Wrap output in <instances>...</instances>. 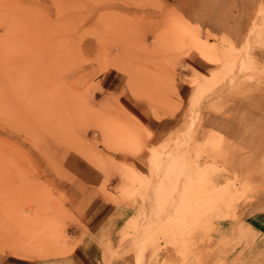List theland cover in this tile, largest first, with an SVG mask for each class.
<instances>
[{
	"label": "rangeland",
	"instance_id": "374dc122",
	"mask_svg": "<svg viewBox=\"0 0 264 264\" xmlns=\"http://www.w3.org/2000/svg\"><path fill=\"white\" fill-rule=\"evenodd\" d=\"M186 1L0 0V259L67 264L79 208L71 166L78 159L106 178L122 173L114 158L147 144L134 102L158 117L174 112L186 57L220 66L199 84L207 100L264 85L256 55L264 4L240 51L213 46L218 55L208 57L206 41L185 24ZM106 73L112 84L121 83L116 73L126 78L122 97L102 86ZM192 138L188 153L186 139L168 147L154 176L152 159L153 185L139 193L129 241L112 264H244L229 262L230 237L257 189L237 177L236 189L211 161L203 162L212 170L201 160L192 168L202 155L190 154ZM122 179L137 181L126 172Z\"/></svg>",
	"mask_w": 264,
	"mask_h": 264
},
{
	"label": "crops",
	"instance_id": "0c3cea01",
	"mask_svg": "<svg viewBox=\"0 0 264 264\" xmlns=\"http://www.w3.org/2000/svg\"><path fill=\"white\" fill-rule=\"evenodd\" d=\"M239 3L240 0H188L182 7L186 26L209 46L203 45L207 48L206 56L218 55L213 46L222 54L224 47L235 53L244 47L255 18L253 12L262 9L264 0ZM256 55L264 61V50ZM181 63L184 71H179V99L174 112H160L158 117L150 106L148 110H140L134 106L139 103L134 102V112L143 120L133 115L148 126L147 144L136 153L114 158L122 173L117 171L106 178V174L78 159V163L71 166L70 174L75 177L73 198L79 208L74 210L78 222L73 231L74 246L64 260L67 264H106L107 261L112 264L113 253L124 249L129 241L128 224L136 214L139 193L150 182L152 159L154 176L167 148L188 137L185 143L188 153L191 136L190 154H202L195 158L198 162L190 163L192 168L201 160L212 170L216 166L203 161L212 162L235 179L236 189L237 178L257 189L251 202L242 208L240 219L232 230L233 244L230 243L228 257L230 263L238 260L244 264H264V85L256 84L242 94H224L207 100V94L199 96L200 91L206 92L200 85L208 81L206 77L219 73L220 66L205 64L197 55H190ZM116 76L122 79L121 83L112 84L110 74L106 73L101 84L106 91L122 97L127 80L117 73ZM194 123L192 135L190 129ZM184 150L178 156H186ZM125 172L137 181H124ZM150 183L147 193L153 179ZM45 262L11 255L0 259V264Z\"/></svg>",
	"mask_w": 264,
	"mask_h": 264
}]
</instances>
